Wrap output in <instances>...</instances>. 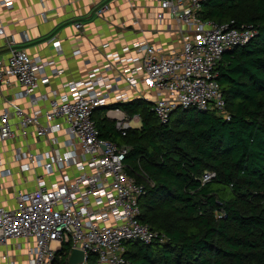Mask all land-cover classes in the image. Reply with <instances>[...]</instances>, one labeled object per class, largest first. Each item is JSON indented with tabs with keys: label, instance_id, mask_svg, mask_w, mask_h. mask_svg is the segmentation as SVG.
Wrapping results in <instances>:
<instances>
[{
	"label": "built area",
	"instance_id": "obj_1",
	"mask_svg": "<svg viewBox=\"0 0 264 264\" xmlns=\"http://www.w3.org/2000/svg\"><path fill=\"white\" fill-rule=\"evenodd\" d=\"M13 1L0 0V6L11 10ZM207 1L159 0L156 18L162 20L168 12L179 26V49L167 52L161 46L136 42L131 56L105 55L104 64L90 70L84 80L64 84L63 92L37 95L40 84L49 83L41 72L53 61L33 58L15 46L12 36L7 39L6 51L0 55V86L16 82L30 108L4 99L0 112V142L16 143L11 158L14 170L0 153V178L18 175L21 180L11 189L14 206L0 205V264H61L58 254L65 245L70 247L66 264L73 249L83 252L84 264L89 256L96 264H126L128 243L167 240L140 222L145 187L127 172L130 148L101 137L95 113L103 110V118L121 137L131 128L130 121H140L118 107L131 98L106 76L119 65L125 68L119 80L134 93L139 94L141 86L151 93L147 101L160 124H168L176 110L190 108L229 120L216 68L224 53L248 43L254 32L203 19L201 9ZM108 9L103 4L95 14L100 17ZM74 28L81 31L83 26L75 23ZM0 36H4L2 26ZM47 44L60 51V41L54 37ZM79 54L75 50L72 56ZM28 176L33 187L23 190ZM140 176L148 181L143 171ZM213 177L206 172L201 181Z\"/></svg>",
	"mask_w": 264,
	"mask_h": 264
},
{
	"label": "trees",
	"instance_id": "obj_2",
	"mask_svg": "<svg viewBox=\"0 0 264 264\" xmlns=\"http://www.w3.org/2000/svg\"><path fill=\"white\" fill-rule=\"evenodd\" d=\"M201 16L254 32L216 68L229 120L190 108L160 124L149 103L134 100L118 107L140 126L121 137L95 113L101 137L130 148L127 172L145 187L140 222L167 239L128 243L126 264H264V0H208ZM206 172L214 177L203 184Z\"/></svg>",
	"mask_w": 264,
	"mask_h": 264
},
{
	"label": "crops",
	"instance_id": "obj_3",
	"mask_svg": "<svg viewBox=\"0 0 264 264\" xmlns=\"http://www.w3.org/2000/svg\"><path fill=\"white\" fill-rule=\"evenodd\" d=\"M103 4H107L109 9L98 17L95 10ZM13 5L11 10L0 6V26L4 30V36H0V55L6 51L7 39L12 36L15 46L25 50L31 57L44 62L53 61L41 72L49 83L40 84L37 95L50 90L63 92L64 84L84 80L90 70L106 62L107 54L131 56V48L136 42L145 41L161 46L167 52L181 46L179 26L168 12L164 13L162 20L156 18L159 0H14ZM75 23L82 24L81 31L74 28ZM53 37L60 41L59 52L47 44L48 39ZM75 50H79L80 54L72 56ZM124 69V66L114 65L106 76L131 98L127 103L134 100L149 103L147 99L151 93L144 90L143 86L138 88V94L119 80ZM20 92L21 88L13 80L10 84L1 85L0 112L5 108L4 99L12 100L23 109L30 108L29 100ZM102 115L100 113V119H103ZM15 146V142H0V153H3L4 161L13 170L15 166L11 158ZM31 180L32 177L28 176L29 184L20 188L31 189ZM20 182L18 175L0 178V188L6 189L0 191L1 206H14L9 199L10 193L14 185L20 186Z\"/></svg>",
	"mask_w": 264,
	"mask_h": 264
},
{
	"label": "water",
	"instance_id": "obj_4",
	"mask_svg": "<svg viewBox=\"0 0 264 264\" xmlns=\"http://www.w3.org/2000/svg\"><path fill=\"white\" fill-rule=\"evenodd\" d=\"M85 259L82 251L73 249L68 257L67 264H84Z\"/></svg>",
	"mask_w": 264,
	"mask_h": 264
},
{
	"label": "rangeland",
	"instance_id": "obj_5",
	"mask_svg": "<svg viewBox=\"0 0 264 264\" xmlns=\"http://www.w3.org/2000/svg\"><path fill=\"white\" fill-rule=\"evenodd\" d=\"M40 18H41V16H40ZM41 19H42V18H41ZM132 117H133V116H132ZM129 124H130L131 128H135V127H139V126H140L139 122H138V123H135V122H133V121H130ZM16 256H17V255H16ZM17 261H19V256H17Z\"/></svg>",
	"mask_w": 264,
	"mask_h": 264
}]
</instances>
